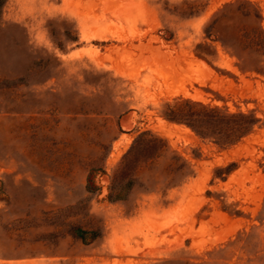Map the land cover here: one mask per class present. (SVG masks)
<instances>
[{
    "label": "rangeland",
    "instance_id": "1",
    "mask_svg": "<svg viewBox=\"0 0 264 264\" xmlns=\"http://www.w3.org/2000/svg\"><path fill=\"white\" fill-rule=\"evenodd\" d=\"M0 264H264V0H8Z\"/></svg>",
    "mask_w": 264,
    "mask_h": 264
},
{
    "label": "trees",
    "instance_id": "2",
    "mask_svg": "<svg viewBox=\"0 0 264 264\" xmlns=\"http://www.w3.org/2000/svg\"><path fill=\"white\" fill-rule=\"evenodd\" d=\"M7 1L8 0H0V14L2 13L4 5L6 4ZM7 83H11V81H8ZM195 104L196 103H194L193 105H195ZM165 115L168 119H170L172 121L186 122L199 135H201L203 137L210 135V133L208 132V122H210V119H209L210 117L205 112L198 111V110L194 109L193 107H191V108L188 107V109H187V108H183V107L171 106L170 111L165 113ZM226 117L233 119V120L237 117H241V118L245 119V121L243 123H245L246 127H244V129L242 131H239V134L235 138V140L246 135L250 131V128L256 123V118L250 117L247 114H237V115L233 114V115H226ZM229 138H231V139H227L228 143H233L235 141L231 137V135H229ZM233 164L234 163L229 165V167H227V170H229V171L232 170L233 166H234ZM92 175H93V171H92L91 175L89 176V182L93 188H96L94 186V181L92 179ZM129 184L131 185L132 181H130ZM88 188L90 190L89 186H88ZM74 232L77 236H79L84 241H87L89 239L94 240V239H97L98 237L101 236V233L97 230H87V229L80 228V227L75 228Z\"/></svg>",
    "mask_w": 264,
    "mask_h": 264
}]
</instances>
